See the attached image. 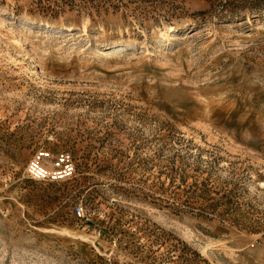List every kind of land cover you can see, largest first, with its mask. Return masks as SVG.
I'll list each match as a JSON object with an SVG mask.
<instances>
[{
  "label": "rangeland",
  "instance_id": "rangeland-1",
  "mask_svg": "<svg viewBox=\"0 0 264 264\" xmlns=\"http://www.w3.org/2000/svg\"><path fill=\"white\" fill-rule=\"evenodd\" d=\"M112 2L0 0V264H264V0Z\"/></svg>",
  "mask_w": 264,
  "mask_h": 264
},
{
  "label": "built area",
  "instance_id": "built-area-1",
  "mask_svg": "<svg viewBox=\"0 0 264 264\" xmlns=\"http://www.w3.org/2000/svg\"><path fill=\"white\" fill-rule=\"evenodd\" d=\"M76 167L69 153L62 152L52 159L51 152L41 150L31 159L27 166L30 179L39 183H57L67 181L75 175ZM77 217L84 216L82 206L74 210Z\"/></svg>",
  "mask_w": 264,
  "mask_h": 264
},
{
  "label": "trees",
  "instance_id": "trees-1",
  "mask_svg": "<svg viewBox=\"0 0 264 264\" xmlns=\"http://www.w3.org/2000/svg\"><path fill=\"white\" fill-rule=\"evenodd\" d=\"M95 1L92 2V4L94 3ZM118 2L122 3V0H118ZM123 4V3H122ZM107 5H111L113 7H119L117 5H114V3L112 2V0H101V3L99 5H96L94 6V8H97V10L100 12V9L101 8H104L106 7ZM124 6V5H123ZM196 254V253H195ZM198 256V254H197Z\"/></svg>",
  "mask_w": 264,
  "mask_h": 264
},
{
  "label": "bare ground",
  "instance_id": "bare-ground-1",
  "mask_svg": "<svg viewBox=\"0 0 264 264\" xmlns=\"http://www.w3.org/2000/svg\"><path fill=\"white\" fill-rule=\"evenodd\" d=\"M65 27V26H64ZM67 27V26H66ZM71 28V27H70ZM173 29V28H172ZM175 29H176V27H175ZM84 33H86V32H84Z\"/></svg>",
  "mask_w": 264,
  "mask_h": 264
}]
</instances>
